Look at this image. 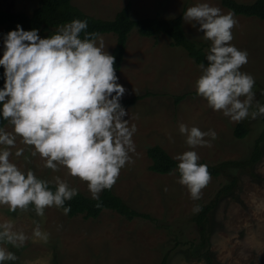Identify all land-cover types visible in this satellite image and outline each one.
<instances>
[{
    "label": "rangeland",
    "instance_id": "obj_1",
    "mask_svg": "<svg viewBox=\"0 0 264 264\" xmlns=\"http://www.w3.org/2000/svg\"><path fill=\"white\" fill-rule=\"evenodd\" d=\"M128 1L135 18L175 16L199 2H208L224 13L231 12L221 0H72L86 13L106 19L113 18ZM38 3V0H0V6L6 10L27 14H31ZM234 18L238 23L232 29L234 39L231 44L248 52V63L240 70L262 84L264 19L241 14H234ZM183 26L188 37L210 45L202 38L203 33L197 31L198 25L193 27L183 20ZM56 29L50 28L45 34L52 35ZM6 34L0 25V58ZM100 37L110 54L116 35L106 32ZM41 38L46 36L41 35ZM198 65L183 48L170 45V39L164 33L143 36L136 28L130 32L118 74V83L126 89L122 98L147 93L125 107L128 116L124 119L129 120V126L135 124L137 129L133 135L135 153H130L134 163L121 169L113 188L133 207L151 214L152 219H126L109 209L97 218H84L81 214L68 216L57 207L45 209V215L39 217L31 210V205L28 212L17 210L15 213L7 206H0V222L11 219L16 228L28 236L26 243L18 249L6 246L18 257L16 264H159L167 250L168 264H206L205 247L196 245L201 232L192 218L197 213L193 208L212 201L229 179L223 175L211 176L209 184L202 189L201 199L192 200L188 190L177 183L179 176L176 173L159 174L148 168L147 147L160 144L173 157L193 150L179 132V124L184 123L202 131L213 129L218 135L211 141L212 147L194 149L199 160L214 164L226 159H243L249 156L256 137L264 130V115L247 118L248 136H234L233 127L237 122L212 110L206 100L197 95L194 85L201 74ZM182 93L186 95L174 104V95ZM2 128L12 131L8 122ZM21 148L24 154L17 157L15 152ZM261 149L260 159L251 168L232 170L239 177L238 185L231 193L221 196L211 211L204 234L209 237L206 246L213 264H264V140ZM32 150L17 137L10 161L22 171L31 169L44 180L51 181L60 176L70 187L92 195L86 182L69 176L63 167L56 172L45 168L39 155L31 156ZM34 222L49 234L46 242L33 237ZM177 236L179 242L175 243ZM191 242L195 243L191 245Z\"/></svg>",
    "mask_w": 264,
    "mask_h": 264
},
{
    "label": "clouds",
    "instance_id": "obj_2",
    "mask_svg": "<svg viewBox=\"0 0 264 264\" xmlns=\"http://www.w3.org/2000/svg\"><path fill=\"white\" fill-rule=\"evenodd\" d=\"M183 20L198 25L197 31L210 42L207 63L198 65L197 95L231 122L264 115V105L254 103V77L240 70L248 63V52L231 44L232 29L238 23L234 14L199 2L186 9ZM87 27L86 20L74 19L41 38L39 29L26 31L17 25L3 38L0 118L12 131L0 128V145L5 146L0 148V206L10 212H28L31 205L39 217L50 207L62 208L67 215L70 207L65 202L78 194L60 176L44 180L11 162L17 137L32 147V157L39 155L44 160L45 168L56 172L63 167L69 176L86 182L98 201L100 193L116 183L121 169L134 163L130 153H135L137 129L124 119L128 112L120 101L126 89L118 83L115 57L105 50L100 34L87 32ZM179 132L193 150L174 156L178 164L171 174L178 172L177 183L188 190L190 199L199 200L211 174L207 165L198 163L194 149L212 147L218 135L213 129L202 131L184 123L179 124ZM23 154L22 148L15 152L17 157ZM199 211V206L193 208ZM34 223L33 237L46 242L49 234ZM27 240L13 220L0 222V264L18 259L7 245L18 249Z\"/></svg>",
    "mask_w": 264,
    "mask_h": 264
},
{
    "label": "trees",
    "instance_id": "obj_3",
    "mask_svg": "<svg viewBox=\"0 0 264 264\" xmlns=\"http://www.w3.org/2000/svg\"><path fill=\"white\" fill-rule=\"evenodd\" d=\"M38 5L32 9L31 14L23 11H10L0 6V25L5 31L15 30L17 25H20L24 30L39 29V35L50 36L45 31L50 28H57L60 25L71 22L74 19L86 20L88 27L87 32H97L99 34L112 32L116 35V43L112 48L110 55L115 57L114 68L118 76L121 69L124 52L127 45V39L130 32L136 28L139 34L143 36H157L160 33L166 34L170 39V45L183 48L187 55L191 57L197 64L207 63L206 53L209 44L204 41L192 39L187 36L183 26V14L175 16H160V15H145L140 17H132L131 3L128 1L120 8L113 18H100L86 13L82 9L73 4L72 0H38ZM221 4L228 8L234 14L245 16H255L264 19V0H254L251 2H242L239 0H221ZM84 33H81L83 38ZM4 86V69L0 66V89ZM253 92L255 93V102L264 105V82L261 84L255 81ZM147 92L135 94L129 97L122 98L120 103L125 108L138 99L144 97ZM186 94L182 93L174 95V104H177ZM7 121L0 118V128ZM249 127L248 120L237 122L233 127V134L238 138L248 136ZM254 141L253 148L248 157L243 159H226L217 163L211 164L204 160H199L198 163L205 164L211 176L223 175L229 181L225 183L216 193V196L208 204L200 205V211L192 218L198 225L200 241L196 244L198 247H205L206 264H213L211 255L208 253L209 247L206 246L209 237L204 234L207 230L206 226L210 223V214L216 206L217 201L223 195L231 193L238 185L239 177L232 170L238 168L249 169L261 157L262 142L264 140V130H262ZM147 155L150 158L148 168L159 174L173 173L177 168L178 162L174 157L160 144H153L147 147ZM179 176V173L176 172ZM38 178L43 179L40 175L35 174ZM53 190H55L53 188ZM97 203L102 206L97 207ZM65 207H70L68 216L81 214L84 218H97L104 210L109 209L117 212L126 219L144 218L152 219L151 214L143 212L130 203L122 196L111 189L102 191L99 195V201L93 199L92 195H87L78 190V194L70 201L65 202ZM179 242V237H175V243ZM195 242H191V245ZM169 250L165 252L159 264H168ZM8 264H16L15 261H9Z\"/></svg>",
    "mask_w": 264,
    "mask_h": 264
}]
</instances>
